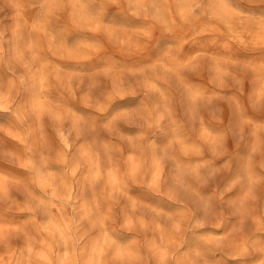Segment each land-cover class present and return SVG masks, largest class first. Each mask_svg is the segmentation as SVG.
<instances>
[{
    "label": "clouds",
    "instance_id": "clouds-1",
    "mask_svg": "<svg viewBox=\"0 0 264 264\" xmlns=\"http://www.w3.org/2000/svg\"><path fill=\"white\" fill-rule=\"evenodd\" d=\"M0 264H264V0H0Z\"/></svg>",
    "mask_w": 264,
    "mask_h": 264
}]
</instances>
